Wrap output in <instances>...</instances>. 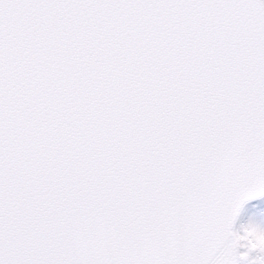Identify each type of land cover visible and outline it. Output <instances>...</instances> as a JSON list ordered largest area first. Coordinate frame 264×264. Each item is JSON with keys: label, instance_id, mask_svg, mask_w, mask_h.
I'll return each instance as SVG.
<instances>
[{"label": "snow or ice", "instance_id": "1", "mask_svg": "<svg viewBox=\"0 0 264 264\" xmlns=\"http://www.w3.org/2000/svg\"><path fill=\"white\" fill-rule=\"evenodd\" d=\"M262 197L264 0H0V264H264Z\"/></svg>", "mask_w": 264, "mask_h": 264}, {"label": "rangeland", "instance_id": "2", "mask_svg": "<svg viewBox=\"0 0 264 264\" xmlns=\"http://www.w3.org/2000/svg\"><path fill=\"white\" fill-rule=\"evenodd\" d=\"M258 227L264 230V198L255 202H252L245 206L244 211L239 217L235 230L243 234L244 228ZM246 249H241L240 252L243 254ZM258 256H264V253L254 251L249 254V261L256 259Z\"/></svg>", "mask_w": 264, "mask_h": 264}, {"label": "water", "instance_id": "3", "mask_svg": "<svg viewBox=\"0 0 264 264\" xmlns=\"http://www.w3.org/2000/svg\"><path fill=\"white\" fill-rule=\"evenodd\" d=\"M264 197H262V198H257V199H254V200H252V201H249L246 205H248V204H250V203H252V202H255V201H258V200H261V199H263ZM245 205V206H246ZM235 227H236V225H235Z\"/></svg>", "mask_w": 264, "mask_h": 264}]
</instances>
